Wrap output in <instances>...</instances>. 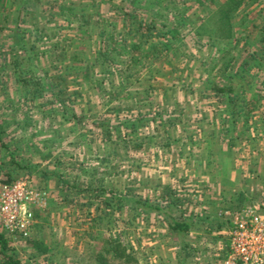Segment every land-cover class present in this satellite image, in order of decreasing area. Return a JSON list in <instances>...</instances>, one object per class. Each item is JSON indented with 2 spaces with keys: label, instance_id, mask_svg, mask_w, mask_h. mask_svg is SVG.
<instances>
[{
  "label": "rangeland",
  "instance_id": "rangeland-1",
  "mask_svg": "<svg viewBox=\"0 0 264 264\" xmlns=\"http://www.w3.org/2000/svg\"><path fill=\"white\" fill-rule=\"evenodd\" d=\"M242 4L218 43L199 28L206 0H0V184L56 165L81 188L48 204L33 187L45 199L28 240L10 237L21 264H95L107 237L138 264L202 263L206 226L228 229L231 207L264 213V0ZM147 23L168 32L160 54ZM100 37L127 40L102 67Z\"/></svg>",
  "mask_w": 264,
  "mask_h": 264
},
{
  "label": "trees",
  "instance_id": "trees-1",
  "mask_svg": "<svg viewBox=\"0 0 264 264\" xmlns=\"http://www.w3.org/2000/svg\"><path fill=\"white\" fill-rule=\"evenodd\" d=\"M208 5L207 7V12L208 15L206 16L205 20L203 21L201 27H199L201 30L208 35L214 37V41L216 42L217 40L220 41H227V39L231 38L232 36V21L233 19L237 16L238 11L240 10L242 4V0H224V1H216V0H206ZM147 27L146 30L147 37H145V42H151L150 48H149V53L148 55H151L152 52H162V49L160 47L161 44L164 46V42L166 41V32L157 30L154 28L153 23H147L143 24L142 27ZM154 29V30H153ZM155 32V33H153ZM261 41H264L263 38L260 39ZM117 42H114V44H111L110 46L108 42L106 43L104 39H101L100 37V42H99V48H98V53L100 54L101 58L97 66L102 67V65H105L109 62L112 61V59L109 56L110 51H115L120 48H124L126 45V39L122 38L120 40H116ZM220 41H217L218 43ZM137 48L135 45H128V51L129 49H135ZM168 49V47H167ZM247 62H245L246 64ZM76 72V71H75ZM214 86L212 87V90L216 92V94H231L232 89L230 87H225V86ZM232 101V100H231ZM231 101H226V105H230ZM234 101V100H233ZM234 104V102H232ZM231 116V115H230ZM1 128V127H0ZM133 128V126H132ZM0 130V134H1ZM1 138V137H0ZM129 142H126L125 145L129 146V148H140L141 144L135 142L131 146L128 145ZM126 147V146H124ZM6 180H3L2 183H11L16 180V178H13L12 175H10L9 172L6 173ZM90 189V188H88ZM100 192L104 193L106 192L105 188H101ZM112 192H110L111 194ZM94 198H97V195L93 196ZM113 195L110 196V199L108 200L105 198L104 200L101 201V203L105 206L106 209H112L115 206H112ZM116 202L119 203L120 206H118V210L120 212L122 209V198L118 197L116 198ZM232 208V207H231ZM230 209V212H235L239 209L237 207H234L233 209ZM105 209V210H106ZM235 210V211H234ZM100 221H99V220ZM97 221L101 222V219L98 218ZM209 221V220H208ZM225 221L229 222V218H226ZM217 224V229H222L223 222H218ZM189 223L184 221V220H173V222L169 225V229L172 232H186L189 229ZM109 230V229H108ZM28 238L26 239V241ZM34 242V246L39 248L41 245V242ZM102 248L100 251L95 255V264H138V259L137 257L133 254L132 248L128 246V244L124 243L119 237H107V238H102ZM39 249H42V251H46V248L43 246ZM0 260L1 264H21L20 260L17 258V256L14 254V250L10 246V239L8 238L7 234L0 231Z\"/></svg>",
  "mask_w": 264,
  "mask_h": 264
},
{
  "label": "built area",
  "instance_id": "built-area-1",
  "mask_svg": "<svg viewBox=\"0 0 264 264\" xmlns=\"http://www.w3.org/2000/svg\"><path fill=\"white\" fill-rule=\"evenodd\" d=\"M45 193L27 180L0 184V231L24 242L33 225L32 208L42 207ZM227 254L223 264H264V213L254 205L227 213Z\"/></svg>",
  "mask_w": 264,
  "mask_h": 264
},
{
  "label": "crops",
  "instance_id": "crops-1",
  "mask_svg": "<svg viewBox=\"0 0 264 264\" xmlns=\"http://www.w3.org/2000/svg\"><path fill=\"white\" fill-rule=\"evenodd\" d=\"M261 134L264 135V130L261 132ZM8 148H10V146H9V144H6L5 149L7 151H8ZM13 148H17V146H14ZM52 149H57V148L53 147ZM7 151H6V153L10 152V151H8V152ZM50 151H51V149H50ZM261 154H264V153L261 152ZM263 157H264V155H263ZM10 164H11V166H17L18 165L17 159L14 158V160H12L10 162ZM65 170H67V169H65ZM33 175H35V174H33ZM36 175L35 176L27 175L28 177L26 176L27 178H25V179L27 181H29V183L32 187H37L38 189H45V191L47 193V197H48L47 198L48 204L49 203L50 204L51 203L57 204V203L63 202L65 200L64 198H66V197H73L74 196L73 193L75 192V190H77L78 192H81V188H77L75 186L73 188L72 181L69 178H66L65 177L66 174L64 172H61L60 168H58L56 165L50 166V170L47 173L44 172L41 175H38V174H36ZM84 187L86 188V186H83V188H82L83 190H85ZM42 211H46V210L44 209ZM39 214H41V211L39 213L35 214V219L39 218ZM37 219H36L35 223H38L39 219L38 220ZM213 226H214V228L211 229V227H212V223H211L210 226L209 227L206 226V228H207V231L208 230L210 231V234L212 235L214 240L207 242L205 244H201V246L197 244L196 249L193 250V252H196V251L198 252L201 250L205 253H208L210 250V251H212L213 254H211V253H210V255L206 254L205 256H203L204 261L202 263H199V261H201V257L199 255H195V253H194V256H193L194 264H195V262H196V264H221L220 263L221 260L225 257V254H226L225 252L227 251V249H226L227 248V237H226L227 229L224 227V225H222V227H221L222 229H220V230L217 229V224H215ZM220 252H221V254H218ZM180 256L183 258L181 261L178 258L179 260H178V262H176V264H183L182 262L184 261V256L182 254ZM158 259L160 260L162 258L158 257ZM159 264H160V262H159ZM184 264H186V263H184Z\"/></svg>",
  "mask_w": 264,
  "mask_h": 264
}]
</instances>
